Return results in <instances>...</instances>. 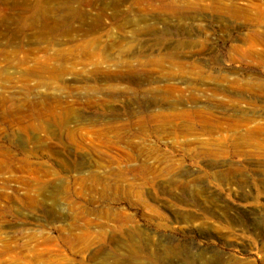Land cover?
I'll return each instance as SVG.
<instances>
[{"label": "rangeland", "instance_id": "obj_1", "mask_svg": "<svg viewBox=\"0 0 264 264\" xmlns=\"http://www.w3.org/2000/svg\"><path fill=\"white\" fill-rule=\"evenodd\" d=\"M0 264H264V0H0Z\"/></svg>", "mask_w": 264, "mask_h": 264}, {"label": "bare ground", "instance_id": "obj_2", "mask_svg": "<svg viewBox=\"0 0 264 264\" xmlns=\"http://www.w3.org/2000/svg\"><path fill=\"white\" fill-rule=\"evenodd\" d=\"M46 12L49 15V13L52 12V11L50 9H47ZM168 253H170V252H168Z\"/></svg>", "mask_w": 264, "mask_h": 264}]
</instances>
